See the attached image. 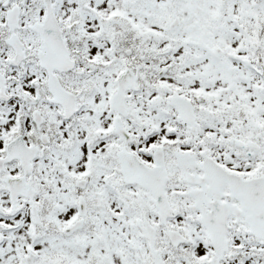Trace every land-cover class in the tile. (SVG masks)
<instances>
[{"label": "snow or ice", "instance_id": "1", "mask_svg": "<svg viewBox=\"0 0 264 264\" xmlns=\"http://www.w3.org/2000/svg\"><path fill=\"white\" fill-rule=\"evenodd\" d=\"M0 264H264V0H0Z\"/></svg>", "mask_w": 264, "mask_h": 264}]
</instances>
